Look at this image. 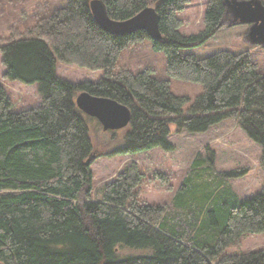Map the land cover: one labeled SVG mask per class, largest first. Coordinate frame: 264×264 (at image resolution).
Instances as JSON below:
<instances>
[{
  "label": "trees",
  "instance_id": "trees-1",
  "mask_svg": "<svg viewBox=\"0 0 264 264\" xmlns=\"http://www.w3.org/2000/svg\"><path fill=\"white\" fill-rule=\"evenodd\" d=\"M90 1L66 0L27 37L2 48V79L37 84L41 102L12 113L0 84V264H264V249L227 254L242 237L264 234V182L257 195L239 201L226 179L245 170L218 174L212 159L195 160L171 206H149L134 194L142 175L129 163L92 201L90 166L100 153L90 140L89 123L95 120L75 105L87 93L130 111L119 152L125 156L170 151L169 123L191 134L234 119L262 148L264 168V74L246 53L221 50L204 58L183 53L222 27L223 0H206L203 29L190 36L178 32L176 18L189 0H99L115 22L153 8L161 36L156 42L143 31L123 37L102 31ZM146 40L164 55L169 78L201 86L185 114L188 100L174 95L168 80L149 70L117 72L122 52ZM55 60L101 77L96 83L60 80ZM93 128L96 138L106 135L97 122ZM192 177L203 182L190 186ZM185 184L190 188L184 197Z\"/></svg>",
  "mask_w": 264,
  "mask_h": 264
},
{
  "label": "rangeland",
  "instance_id": "rangeland-1",
  "mask_svg": "<svg viewBox=\"0 0 264 264\" xmlns=\"http://www.w3.org/2000/svg\"><path fill=\"white\" fill-rule=\"evenodd\" d=\"M242 1V0H237ZM244 1V0H243ZM264 5V0H260ZM66 0H0V84L4 86L11 102V112L19 113L37 107L41 98L37 84L24 85L19 82H6L2 79L5 71L2 65V48L11 40L27 37L36 23L55 10L65 6ZM206 0H189L183 11L176 14L181 22L178 32L183 36L195 35L203 29V14ZM222 27L203 44L183 51L196 58H204L212 53L226 50L232 53H246L256 65L260 74H264V47L252 45L245 36L251 27L246 24L231 25L227 15L223 14ZM165 57L162 53L154 52L151 43H135L119 56L116 70H126L136 74L149 70L159 79L168 80L171 92L184 97L188 103L183 107V114L200 94L199 84L169 78L165 70ZM54 75L69 83H96L100 79V72L88 71L75 65L55 60ZM96 122L89 123L90 140L100 151L92 162L90 172L92 185L90 198L98 201L101 190L119 174L123 168L134 163L138 166L142 180L134 189L139 202L149 206H171L175 193L181 186L191 164L195 160L208 163V158L215 173H226L236 169H243V176L236 179H226V184L237 196L239 201L247 200L257 195L264 182V168L260 162L263 156L262 148L247 137L234 119H226L209 127L200 133H188L177 128L175 124H168L166 141L171 150L164 152L159 148L140 152L134 155H121L124 147V136L128 129L106 132L98 138L93 133ZM163 176V177H161ZM192 184L200 185L202 181L190 178ZM199 181V182H198ZM182 195L185 197L190 188L185 184ZM264 249V234L246 235L236 246L227 250V254H245ZM122 255H128L121 251Z\"/></svg>",
  "mask_w": 264,
  "mask_h": 264
},
{
  "label": "water",
  "instance_id": "water-1",
  "mask_svg": "<svg viewBox=\"0 0 264 264\" xmlns=\"http://www.w3.org/2000/svg\"><path fill=\"white\" fill-rule=\"evenodd\" d=\"M223 8L225 13L231 14L238 24H252L247 32L251 44L264 47V31L258 34L256 29L257 24L258 30L264 27V5L260 0H223ZM89 11L96 25L110 35L123 37L143 31L153 42L161 39L158 16L153 8L147 7L123 22L110 20L99 0L90 1ZM75 105L81 113L94 119L104 132L122 130L130 121V111L110 99L82 93L76 97Z\"/></svg>",
  "mask_w": 264,
  "mask_h": 264
},
{
  "label": "flooded vegetation",
  "instance_id": "flooded-vegetation-1",
  "mask_svg": "<svg viewBox=\"0 0 264 264\" xmlns=\"http://www.w3.org/2000/svg\"><path fill=\"white\" fill-rule=\"evenodd\" d=\"M225 14L227 15V19L228 20H226L225 22H229V23H231V25H233V26H235V25H238V22H236L235 20H234V18H233V16L231 15V14H229V13H225V10H224V16H225ZM247 25V24H246ZM249 26H251L252 24H248ZM258 27H259V25L257 24L256 25V29H257V33L258 34H261L262 33V31H264V27L263 28H261V30H258ZM245 36H246V39L248 40V41H250V36H248L247 34H246V31H245ZM263 38H264V35H263Z\"/></svg>",
  "mask_w": 264,
  "mask_h": 264
}]
</instances>
